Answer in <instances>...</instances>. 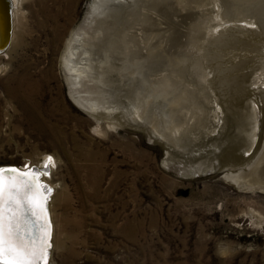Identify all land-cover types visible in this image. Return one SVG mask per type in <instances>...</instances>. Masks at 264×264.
I'll return each mask as SVG.
<instances>
[{"label": "rangeland", "instance_id": "rangeland-1", "mask_svg": "<svg viewBox=\"0 0 264 264\" xmlns=\"http://www.w3.org/2000/svg\"><path fill=\"white\" fill-rule=\"evenodd\" d=\"M91 1L17 0L0 55V167L53 164L51 264H264V189L225 178L264 146V0H173L134 52L86 45L101 120L63 66Z\"/></svg>", "mask_w": 264, "mask_h": 264}, {"label": "bare ground", "instance_id": "bare-ground-1", "mask_svg": "<svg viewBox=\"0 0 264 264\" xmlns=\"http://www.w3.org/2000/svg\"><path fill=\"white\" fill-rule=\"evenodd\" d=\"M184 1L186 2V0ZM11 2H12V12H11L12 28H13L11 32V40H10L8 47L4 51H2L0 55L7 54L9 48L11 47V43L13 40L14 19H15V12H14L15 8L14 7H15V4L17 3V0H11ZM173 3H174L173 0L172 1L171 0H92L91 1L88 11L86 12V15L84 16L83 20L80 22V24L76 27V29L73 31V33L69 37L66 50L63 55V66H64V69L66 70L67 82L70 86L71 97L74 100V102L85 113L93 117L97 116L96 118L105 117V119H107L108 117L106 116L107 115L111 116L110 113L112 112L110 107H105L99 103L102 101L97 100L95 97L91 98L90 96H87V91L84 89L87 85V83L85 82L86 80H88L87 72H89L92 69V66L90 65L91 63L90 51L95 50L94 47H91V46H89L87 49L86 45H91V44L95 45L99 41L105 42L107 40L108 43L110 42V44H112L113 49L111 50L113 51H118V48L122 46V48H124V49H121L122 52L128 51V50H130V52H134V51H131V49L133 50V48L135 47L136 41L138 39V35L136 34V31L134 30L133 25L136 24L138 21H140V19H138V21L137 20L134 21L133 24H132V19L134 17H137L138 15H171L172 12L174 11ZM93 41H96V42H93ZM141 55L143 56L145 54L141 53ZM150 56L151 55L146 54V59L147 57H150ZM83 61L85 63H83ZM149 62H150V59H149ZM114 109L112 108V110ZM137 126L140 127L139 124ZM155 137H157V134L156 136H154V138ZM157 140L164 144V146L167 149L166 150L167 156H170L172 152V147L169 144V142L166 140L161 141L162 139H157ZM263 155H264V146L260 150L258 155H254L253 157L249 158L248 159L249 161L248 160L243 161L242 165L239 166L238 168L229 170L226 173L225 178L229 182L234 184L236 188H239V189L248 190L253 187L251 186L252 184L257 185L256 188L258 187L259 189L260 188L264 189V180H263L264 176L261 172V166H260L261 163L264 162L263 161L264 159L259 164V161L261 160ZM165 162L168 163V166L174 169V167L169 163V158L165 160ZM43 165L46 166V168L41 169V171L35 168L34 169L28 168V170L41 173L40 182L42 183V186L45 188V190L50 195L51 185L50 183L44 181L45 175L42 174V172L46 174L51 168V165L53 167V164L50 161V162L43 163ZM37 167L39 168L41 166H37ZM257 167L259 168L258 171H256ZM50 170L52 171V168ZM50 173L51 172H49V174ZM9 183L19 184L20 181L14 178H10V179L5 178V184L7 185ZM50 199L51 198L49 196L48 209L50 213L51 225L53 227V221H52L53 219H52V216H51L52 214L50 211L51 210ZM33 219H38V223L40 225H43L44 223L43 216L34 217ZM53 230L54 228H52V239L54 236ZM51 243H52V240H51ZM52 246H53V243H52ZM51 254L52 252L50 250L49 256H48V264L49 262L51 264V261H50Z\"/></svg>", "mask_w": 264, "mask_h": 264}, {"label": "snow or ice", "instance_id": "snow-or-ice-1", "mask_svg": "<svg viewBox=\"0 0 264 264\" xmlns=\"http://www.w3.org/2000/svg\"><path fill=\"white\" fill-rule=\"evenodd\" d=\"M19 184H5V177ZM35 174L26 179L16 170L0 169V264H46L48 222L38 223L44 215V199Z\"/></svg>", "mask_w": 264, "mask_h": 264}, {"label": "water", "instance_id": "water-1", "mask_svg": "<svg viewBox=\"0 0 264 264\" xmlns=\"http://www.w3.org/2000/svg\"><path fill=\"white\" fill-rule=\"evenodd\" d=\"M12 2L11 0H0V53L2 51H4L11 40V32H12ZM0 169L4 170V171H9V170H16V172L18 173V175L20 177H23L24 179H26L28 176L35 174L38 177L37 183L41 189V194L45 197L44 199V215L43 218L45 220V217L47 218V222H48V243L50 245V249L47 252V260H46V264H48V256H49V252L52 248V225H51V219H50V213H49V209H48V198H49V193L45 190V188L42 186V183L40 182V177H41V173L40 172H35V171H30L28 170V168L25 167H19V166H4V167H0ZM5 178H9V177H5ZM14 179H16L15 177H12ZM10 179V178H9Z\"/></svg>", "mask_w": 264, "mask_h": 264}]
</instances>
